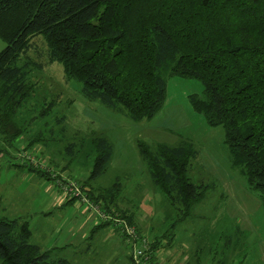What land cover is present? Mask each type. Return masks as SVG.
<instances>
[{
	"label": "trees",
	"instance_id": "16d2710c",
	"mask_svg": "<svg viewBox=\"0 0 264 264\" xmlns=\"http://www.w3.org/2000/svg\"><path fill=\"white\" fill-rule=\"evenodd\" d=\"M0 38L2 144L11 145L22 133L15 117L33 93L29 78L40 66L27 52L39 38L47 61L62 66L64 79L75 81L86 101L134 122L161 109L168 77L198 81L201 93L187 96L190 106L209 126L222 128L231 167L264 201V0H0ZM94 134L86 194L106 219L88 213L92 232L112 226L132 248L126 228L145 238L136 228L138 207L118 206V179L99 190L89 186L106 172L113 154L109 139ZM137 148L166 198L164 221L174 212L173 221L191 218L208 190L189 176L198 154L194 145L138 141ZM30 236L26 221L0 218V264H72L58 248L31 244ZM164 242L156 236L150 243L152 263L160 264Z\"/></svg>",
	"mask_w": 264,
	"mask_h": 264
},
{
	"label": "rangeland",
	"instance_id": "374dc122",
	"mask_svg": "<svg viewBox=\"0 0 264 264\" xmlns=\"http://www.w3.org/2000/svg\"><path fill=\"white\" fill-rule=\"evenodd\" d=\"M32 42L27 54L40 67L32 71L33 93L15 117L22 133L11 145L0 140V218L26 221L31 244L58 248L72 264H132L131 243L119 230L108 225L92 232L87 206L61 199V187L72 182L90 202L85 180L91 140L103 134L113 154L106 172L89 186L99 190L118 179L117 204L138 207L136 228L149 238L148 247L156 236L168 243L159 249L160 264H264V201L231 167L222 128L209 126L190 106L187 96L201 93L198 81L168 77L161 109L150 120L134 122L86 101L78 84L64 79L62 66L47 61L42 40ZM4 46L0 38V51ZM181 140L198 152L191 180L208 190L191 218L173 221L174 212L164 221L166 198L151 182L137 142L173 146Z\"/></svg>",
	"mask_w": 264,
	"mask_h": 264
},
{
	"label": "built area",
	"instance_id": "2783aa9c",
	"mask_svg": "<svg viewBox=\"0 0 264 264\" xmlns=\"http://www.w3.org/2000/svg\"><path fill=\"white\" fill-rule=\"evenodd\" d=\"M61 191V192H60ZM61 199H73L77 205H85L88 208V213H92L102 220H105V215L99 212L97 206H94L88 199L81 194L80 189L72 182L65 183L60 189ZM126 233L133 240L132 247V263L133 264H154L150 261L149 241L146 238L137 236L133 228H126Z\"/></svg>",
	"mask_w": 264,
	"mask_h": 264
},
{
	"label": "crops",
	"instance_id": "0c3cea01",
	"mask_svg": "<svg viewBox=\"0 0 264 264\" xmlns=\"http://www.w3.org/2000/svg\"><path fill=\"white\" fill-rule=\"evenodd\" d=\"M145 204H147V201H144Z\"/></svg>",
	"mask_w": 264,
	"mask_h": 264
}]
</instances>
